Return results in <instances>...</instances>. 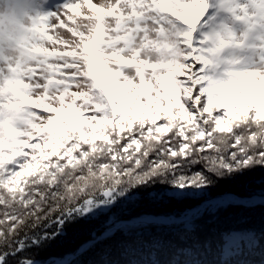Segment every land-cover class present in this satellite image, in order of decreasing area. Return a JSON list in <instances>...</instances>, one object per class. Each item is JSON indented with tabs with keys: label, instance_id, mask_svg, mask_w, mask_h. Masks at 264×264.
<instances>
[{
	"label": "snow or ice",
	"instance_id": "1",
	"mask_svg": "<svg viewBox=\"0 0 264 264\" xmlns=\"http://www.w3.org/2000/svg\"><path fill=\"white\" fill-rule=\"evenodd\" d=\"M23 8L0 17V264H264V0Z\"/></svg>",
	"mask_w": 264,
	"mask_h": 264
},
{
	"label": "clouds",
	"instance_id": "2",
	"mask_svg": "<svg viewBox=\"0 0 264 264\" xmlns=\"http://www.w3.org/2000/svg\"><path fill=\"white\" fill-rule=\"evenodd\" d=\"M24 0H0V17L7 18L10 14L20 15L23 8Z\"/></svg>",
	"mask_w": 264,
	"mask_h": 264
},
{
	"label": "trees",
	"instance_id": "3",
	"mask_svg": "<svg viewBox=\"0 0 264 264\" xmlns=\"http://www.w3.org/2000/svg\"><path fill=\"white\" fill-rule=\"evenodd\" d=\"M149 206L147 205H142L139 209V211H150L149 210ZM160 209H156V211H158ZM229 220L231 221V217L229 216ZM85 239V234L82 233L81 231L77 230L74 231L73 233L69 234L68 237L65 238L64 241L61 242L60 244V248H64V246L62 244H65V249L63 250H71L73 247H75L78 243L82 242Z\"/></svg>",
	"mask_w": 264,
	"mask_h": 264
},
{
	"label": "rangeland",
	"instance_id": "4",
	"mask_svg": "<svg viewBox=\"0 0 264 264\" xmlns=\"http://www.w3.org/2000/svg\"><path fill=\"white\" fill-rule=\"evenodd\" d=\"M150 207V206H149ZM139 209H140V207L139 208H134L132 211H139ZM149 210L150 211H156V208H153V207H150L149 208ZM221 220H222V222H231L232 221V218H231V221L229 220V215H223L222 217H221ZM63 246H64V248H62V249H65L66 247H65V244H62Z\"/></svg>",
	"mask_w": 264,
	"mask_h": 264
}]
</instances>
